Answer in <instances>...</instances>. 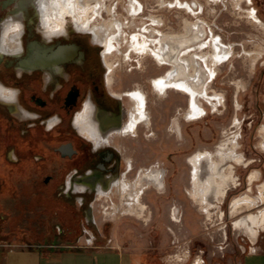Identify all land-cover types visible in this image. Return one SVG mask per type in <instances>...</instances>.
Masks as SVG:
<instances>
[{
	"label": "rangeland",
	"instance_id": "rangeland-1",
	"mask_svg": "<svg viewBox=\"0 0 264 264\" xmlns=\"http://www.w3.org/2000/svg\"><path fill=\"white\" fill-rule=\"evenodd\" d=\"M130 1H105L106 6L115 12L117 19L125 24L124 41L119 45L121 51L114 49L107 60L115 66L113 89H140L146 95L145 105L151 120L149 131H145V136L139 132L138 137L121 141L135 165L150 169L157 179L158 185L146 189L141 198L147 212L144 216L129 213L128 205L122 204L125 201L113 192L109 197L97 200L88 214L80 216L81 226L76 223L78 221L72 220L67 229H57L55 232V221L66 223L68 219L65 218L78 216L58 209L59 213L55 215L49 211L37 215L24 213V219L26 216L31 219L29 223L24 220L23 229L19 231L23 233L24 239L26 234L34 235L37 231H34L31 222L38 224L36 217L39 215L40 225H35V228H40L41 237L48 243L46 245L56 249H64L63 246L71 243L82 249H117L132 252L144 264H195L199 259L203 264H237L246 253L264 249V224L253 235L246 229L234 227L235 222L251 212L238 216L230 214L231 203L235 198L246 194L257 198L260 186L264 183V148L261 146L263 139L260 135L264 124V27L253 19L250 12L254 11L264 22V0H197L200 20L220 38L222 48L227 49L229 54L225 61L215 66V75L211 76L213 79L210 78L208 85L209 93L216 99L217 106H212L199 96L197 104L203 111L192 121L183 117L190 100L188 95L175 89H169L160 95L150 82L168 73L171 67L158 64L149 51L135 50L131 39L136 35L142 42L146 39L155 41L148 45L153 49H157L168 35L183 33L191 41L193 32L186 33L185 21H195L194 15L178 6L176 0H136L140 4L136 3L138 11L131 14ZM106 6H100V11L103 19L108 20L111 15L105 10ZM5 14V11H0V16L4 17ZM103 19L96 17L92 23H103ZM27 30L23 38L25 44L34 37L42 40L35 28L27 25ZM115 31V28L110 29L112 34ZM209 36L208 32L205 37L209 39ZM91 40L92 37L87 33L73 32L71 36V41L84 47L92 46ZM100 48L102 53L103 48ZM209 49L199 52L206 53ZM87 50L91 55L96 53L93 48ZM8 61L11 64L14 60L9 57ZM199 63L197 74L201 76L202 82L199 87L204 88L209 72L204 63ZM128 100L130 106V99ZM0 110L6 111L2 104ZM226 135L228 138L237 135L236 150L243 155V160L235 164L223 197L215 202L217 207L211 211V215H207L188 194L191 187L188 159L199 151H215ZM11 153L12 151V157ZM208 164L209 161H203L204 171ZM255 172L259 173L258 177L251 181ZM204 176L206 175L203 178ZM148 183L149 180L143 179V185H149ZM75 200L78 202L79 197ZM46 203L49 204L50 201L44 202ZM76 205L79 207V203ZM103 205L109 206L106 212ZM256 207L252 214L264 211V200L257 201ZM64 232L65 236L71 233V243L53 244L48 240H52L55 233ZM34 248L36 247L30 246L26 240L8 241L6 246H0V257L8 249L26 252ZM24 252L18 254V258L23 257L25 261L28 259V264H39L36 263L37 254ZM10 255L15 257L13 253ZM80 255L66 254L63 264L81 263L83 256ZM99 258L117 262L116 255L104 254Z\"/></svg>",
	"mask_w": 264,
	"mask_h": 264
},
{
	"label": "flooded vegetation",
	"instance_id": "flooded-vegetation-1",
	"mask_svg": "<svg viewBox=\"0 0 264 264\" xmlns=\"http://www.w3.org/2000/svg\"><path fill=\"white\" fill-rule=\"evenodd\" d=\"M0 11L4 10L1 8ZM29 22L27 25L36 28ZM72 33L61 36L53 43L60 44L57 49L64 45L76 46L75 58L59 63V71L34 66L20 73L19 62L13 61L11 65L9 57L0 59V68L11 69L10 72L0 69V83L15 90L18 105L32 114L22 119L0 102L6 109L5 112L0 110V246H6L8 241L21 240H26L29 245L48 244L41 237L40 228H35L40 223L39 215L36 217L38 224L31 222L37 232L34 235L26 234L24 239L19 230L23 229L24 220L29 223L31 219L30 216L24 219V213L37 215L49 211L55 215L59 209L78 216L65 218L68 219L66 223L55 221V232L57 229H67L72 220L78 221L76 223L81 226L80 216L88 214L90 208H94V203L102 198L97 197L98 184L110 180L106 184L110 186L122 177L134 180L142 169L127 155L126 146L121 140L138 137L139 132L145 136V131L150 128L144 123H138L131 135L122 136L115 132L119 125H105L101 132L114 130L111 140L101 143L82 134L75 124L77 113L88 110L86 106L89 104L99 116L116 120L122 125L130 109L127 94L132 91L129 88L113 89V70L109 71L99 51L100 47L103 50L104 47L94 42L90 33L76 32L90 34L92 46L89 47L71 41ZM30 40L37 39L34 37ZM28 42L25 44L23 41V44L28 45ZM89 48L96 53L91 55L87 50ZM118 94H122L121 97ZM68 183H71V187ZM80 183L86 188L75 190L74 185ZM76 197H79L78 202ZM40 200L43 202L40 203ZM48 201L49 204H44ZM108 207L103 205L104 212ZM56 235L52 240L48 239L53 244L72 242L71 233L68 236H65V232ZM7 251L13 254L18 252L12 249Z\"/></svg>",
	"mask_w": 264,
	"mask_h": 264
},
{
	"label": "bare ground",
	"instance_id": "bare-ground-1",
	"mask_svg": "<svg viewBox=\"0 0 264 264\" xmlns=\"http://www.w3.org/2000/svg\"><path fill=\"white\" fill-rule=\"evenodd\" d=\"M105 1L3 0V3H0V10L2 8L7 11V16L0 21V59L7 55L14 61L19 62L20 73L24 69H31L34 66L47 69L54 68L57 71L59 63L75 58L76 46L64 45L57 49L60 44L56 43L54 45L55 41L61 36L70 35L71 32H87L93 36L94 42L104 47V50H102L103 59L109 71L112 72L115 66L107 60V57L114 49H118V52L121 51L119 45L120 42L124 41L125 24L117 19L113 9L106 6ZM136 3L140 5L136 0H131L129 3V12L131 14L138 11ZM176 4L190 11L194 15V19H196L195 21L188 19L185 21L186 33L193 32L191 41L186 39L187 35L183 33L168 35L166 40L160 42V46L157 49H153L149 48L148 45L155 41L150 42L146 39L142 42L135 35L131 39V44L135 50L149 51L158 64L171 67L168 73L154 78L150 82L160 95L169 89H175L188 95L190 100L183 117L188 119V121H192L199 112L203 111V108L197 104L199 96L212 106H217L216 99L212 98L209 93L208 85L213 79L211 76L215 75V66L227 59L229 51L222 48L220 38L216 37L212 29L209 30L203 24L204 22L200 20V15H198L197 11L199 8L197 0H194L193 3L176 0ZM199 5L203 8L201 3ZM100 6H106L105 10L111 15L110 19H103ZM250 12L253 19L261 27H264V22L258 15L254 14V11ZM96 17H101L103 23H92V21L96 20ZM28 21H30V24L35 25V29L42 36V40H29L28 45H24L23 35L27 32L26 25ZM68 22H71V24ZM112 28L117 30L114 34L110 33ZM208 32L210 33L209 39L205 37ZM114 43H117V45H114ZM205 48H210L209 52H199ZM188 53L190 55H186ZM199 61L205 64L206 70L209 72L204 88L199 87L202 83L201 76L197 74L199 73ZM48 74L47 72L46 75ZM111 79L110 76L109 80ZM118 95L121 97L122 94ZM127 96L130 99V109L127 120L122 125L117 123L116 120L99 116L92 108L93 106L91 107L89 104L86 106L88 110L77 113L75 124L79 127L82 134L84 133L96 143L111 140V132L114 129H109L107 130L108 133H103L101 128H105V125H119L115 132L121 136L131 135L138 123H144L149 127L151 120L145 105V92L139 89L128 93ZM0 102L6 104L15 115L22 119H27L32 115L25 108L18 105L15 90L10 87L7 88L1 83ZM219 102H221V99H219ZM234 126L237 125L235 124ZM260 135L263 139L261 146L264 148V124L261 126ZM236 136L228 138L226 135L215 151H199L188 159V164L191 167L189 179L191 187L188 189V194L190 199L198 204L207 215H211V211L217 207L215 202L223 197L224 188L231 181L235 164L243 160V155L236 150L238 146ZM205 160L209 161V164L204 171L203 161ZM128 161L130 162L129 159ZM228 163L230 164L227 166ZM201 169L202 171H200ZM204 174L206 176L203 178ZM258 174V172H255L251 181L256 180ZM143 179L149 180V185H143ZM109 182L110 180H107L97 185L98 198L109 197L113 192L117 193L121 200L125 201L122 204L128 205L129 213L144 216L147 210L142 203V195L145 194L146 189H150L151 186L157 184V179H155L150 169H140L134 180H127L122 177L118 181L112 182L110 186H106ZM68 185L70 186L71 183H68ZM85 186L81 183L75 184L74 189L77 191L84 190ZM260 199L264 200V183L262 187L260 186V195L257 198L246 194L232 201L230 214L238 216L251 212L238 222H235V229H246L250 234H257L259 228L264 224V211L256 215L252 214V211ZM195 264L203 263L199 259L196 260Z\"/></svg>",
	"mask_w": 264,
	"mask_h": 264
},
{
	"label": "crops",
	"instance_id": "crops-1",
	"mask_svg": "<svg viewBox=\"0 0 264 264\" xmlns=\"http://www.w3.org/2000/svg\"><path fill=\"white\" fill-rule=\"evenodd\" d=\"M72 244L73 243L63 246L64 249H56L51 245L49 246L46 244H33L30 246L36 248L27 250L26 252L17 250L18 252L15 253L14 258H12L10 255L11 253H8L7 251V253L4 254L3 257H0V264H24V262L28 264V259H26L25 261L23 257L20 259L17 256L18 254L20 255V253L23 252H31L33 254H37L38 259L36 263L39 264H63V260L66 259V254L70 253L81 254L80 256H83L82 262L75 264H144V261L133 255L132 252L127 253V251H120L117 249H82L80 248L81 246L78 247ZM104 254H109L111 256L116 255L117 262L115 263L114 260L99 258V256H102ZM70 264L74 263L71 262ZM237 264H264V249L246 253L240 258Z\"/></svg>",
	"mask_w": 264,
	"mask_h": 264
}]
</instances>
